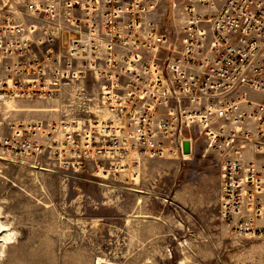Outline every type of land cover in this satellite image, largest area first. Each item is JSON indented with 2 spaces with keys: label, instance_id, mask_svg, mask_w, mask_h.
<instances>
[{
  "label": "built area",
  "instance_id": "1",
  "mask_svg": "<svg viewBox=\"0 0 264 264\" xmlns=\"http://www.w3.org/2000/svg\"><path fill=\"white\" fill-rule=\"evenodd\" d=\"M88 79L89 117L0 123V159L103 172L184 157L196 133L220 169L222 222L264 234V0H0V102Z\"/></svg>",
  "mask_w": 264,
  "mask_h": 264
},
{
  "label": "rangeland",
  "instance_id": "2",
  "mask_svg": "<svg viewBox=\"0 0 264 264\" xmlns=\"http://www.w3.org/2000/svg\"><path fill=\"white\" fill-rule=\"evenodd\" d=\"M95 94L88 79L50 100L0 102L1 127L85 119ZM45 169L0 159V221L13 233L0 264H264V234L222 222L220 169L196 133L184 157Z\"/></svg>",
  "mask_w": 264,
  "mask_h": 264
},
{
  "label": "bare ground",
  "instance_id": "3",
  "mask_svg": "<svg viewBox=\"0 0 264 264\" xmlns=\"http://www.w3.org/2000/svg\"><path fill=\"white\" fill-rule=\"evenodd\" d=\"M13 240V233L8 232V228L0 221V248H4ZM98 264H101L98 263Z\"/></svg>",
  "mask_w": 264,
  "mask_h": 264
},
{
  "label": "water",
  "instance_id": "4",
  "mask_svg": "<svg viewBox=\"0 0 264 264\" xmlns=\"http://www.w3.org/2000/svg\"><path fill=\"white\" fill-rule=\"evenodd\" d=\"M183 154L184 155L189 154V146H188V143L187 142H184L183 143Z\"/></svg>",
  "mask_w": 264,
  "mask_h": 264
}]
</instances>
